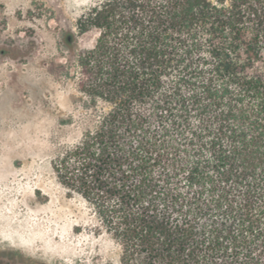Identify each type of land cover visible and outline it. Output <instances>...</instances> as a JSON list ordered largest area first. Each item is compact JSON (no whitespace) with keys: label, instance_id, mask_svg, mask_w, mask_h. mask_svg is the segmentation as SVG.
Wrapping results in <instances>:
<instances>
[{"label":"trees","instance_id":"trees-1","mask_svg":"<svg viewBox=\"0 0 264 264\" xmlns=\"http://www.w3.org/2000/svg\"><path fill=\"white\" fill-rule=\"evenodd\" d=\"M78 57L105 110L53 163L123 264H264V0H104Z\"/></svg>","mask_w":264,"mask_h":264},{"label":"rangeland","instance_id":"rangeland-1","mask_svg":"<svg viewBox=\"0 0 264 264\" xmlns=\"http://www.w3.org/2000/svg\"><path fill=\"white\" fill-rule=\"evenodd\" d=\"M102 1L0 0V264H123L121 243L52 168L106 108L79 89L97 31L76 28Z\"/></svg>","mask_w":264,"mask_h":264},{"label":"flooded vegetation","instance_id":"flooded-vegetation-1","mask_svg":"<svg viewBox=\"0 0 264 264\" xmlns=\"http://www.w3.org/2000/svg\"><path fill=\"white\" fill-rule=\"evenodd\" d=\"M14 49V48H13ZM2 53H3V51H2Z\"/></svg>","mask_w":264,"mask_h":264}]
</instances>
